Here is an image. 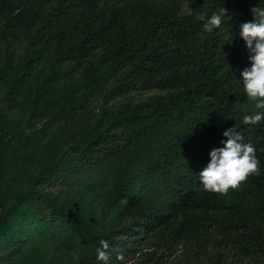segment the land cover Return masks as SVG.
Masks as SVG:
<instances>
[{"label": "trees", "instance_id": "16d2710c", "mask_svg": "<svg viewBox=\"0 0 264 264\" xmlns=\"http://www.w3.org/2000/svg\"><path fill=\"white\" fill-rule=\"evenodd\" d=\"M259 3L0 0V264H103L101 239L109 264H264V120L242 121L264 109L238 35ZM224 6L204 32L196 13ZM136 89L160 93L116 100ZM232 126L260 172L204 191Z\"/></svg>", "mask_w": 264, "mask_h": 264}, {"label": "clouds", "instance_id": "9594fccd", "mask_svg": "<svg viewBox=\"0 0 264 264\" xmlns=\"http://www.w3.org/2000/svg\"><path fill=\"white\" fill-rule=\"evenodd\" d=\"M253 19L239 25V37L245 42L249 64L240 70L239 80L247 98L255 101L256 109H264V5L260 3L250 8ZM195 19L203 21L202 30L212 33L221 28L226 20H233V15L224 6L213 11L196 13ZM264 120V111H255L242 117L246 125L258 124ZM220 146L213 147L208 155L207 165L199 172V180L204 191L228 193L236 189L250 174H259L260 160L257 149L251 142H243V134L234 126L223 131ZM101 247L96 249L97 260L109 264V242L100 240ZM123 260V255H118Z\"/></svg>", "mask_w": 264, "mask_h": 264}, {"label": "rangeland", "instance_id": "374dc122", "mask_svg": "<svg viewBox=\"0 0 264 264\" xmlns=\"http://www.w3.org/2000/svg\"><path fill=\"white\" fill-rule=\"evenodd\" d=\"M82 67L79 66L78 67V70H81ZM80 72V71H78ZM76 74V73H74ZM160 91L159 90H148V89H136L134 91H131L129 93H127L126 95H123L121 97H118L116 100H124V101H133V102H138L140 100H143V99H147L148 97H150L151 95H154V94H159ZM98 97V100L101 101V98L99 97V95H96L95 96V99ZM98 100H95L94 104L93 105H96V108H95V111L94 112H97V110L99 109L98 108V105H99V101ZM237 117V116H235ZM142 188L143 190L144 189H147V187H145L143 184H142Z\"/></svg>", "mask_w": 264, "mask_h": 264}]
</instances>
